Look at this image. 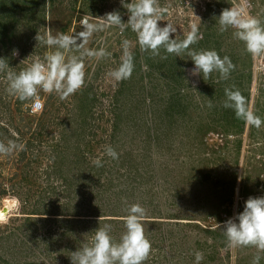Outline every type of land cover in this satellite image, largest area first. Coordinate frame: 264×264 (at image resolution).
<instances>
[{
  "label": "rangeland",
  "instance_id": "1",
  "mask_svg": "<svg viewBox=\"0 0 264 264\" xmlns=\"http://www.w3.org/2000/svg\"><path fill=\"white\" fill-rule=\"evenodd\" d=\"M244 1L213 0L210 11L180 15L170 9L159 22L172 23L178 39L195 26L204 37L192 48L234 63L227 80L218 73L207 81L192 77L187 56L141 51L134 32L115 27L86 45L111 56L86 57L83 87L66 99L47 93L42 114H28L31 100L10 95L0 73V142L23 146L0 155V264H72L71 252L91 242L100 220L118 242L135 203L146 210L151 242L144 264H195L196 252L201 264H253L257 256L264 264V251L230 247L220 227L264 192V54L253 57L215 19ZM123 8L121 0H0V57L19 72L49 51L37 46L38 32L73 35L83 16L113 11L127 22ZM252 8L250 15L264 21V0ZM124 40L134 71L115 81L109 73L119 66ZM230 88L242 93L260 127L223 107ZM108 146L118 159L107 156Z\"/></svg>",
  "mask_w": 264,
  "mask_h": 264
},
{
  "label": "clouds",
  "instance_id": "2",
  "mask_svg": "<svg viewBox=\"0 0 264 264\" xmlns=\"http://www.w3.org/2000/svg\"><path fill=\"white\" fill-rule=\"evenodd\" d=\"M255 1L259 0H245L237 7L222 10L215 17L219 30L225 32L232 29L233 38L243 42L246 51L253 57L264 54V21L250 15ZM212 2L210 0L203 11H210L213 8ZM121 4L125 10L123 17L126 18L128 14L127 22L122 20L119 12L113 11L93 20L83 16L79 22L82 30L73 35L38 32L35 37L37 46H46L49 51L43 58H34L29 66L19 72L14 71L15 68L9 65L8 59L0 57V73L5 74L9 94L22 102L31 100L32 104L41 93L45 110L44 97L47 93H55L60 99L76 93L85 83V58L100 60L111 56L104 47H86L95 33L109 27H115L116 30L118 28V31H122L120 34L134 32L141 51L158 55L163 49L176 57L187 56L193 62L190 70L192 77H202L207 81L212 74L218 73L220 80L229 78L235 68L229 56L221 57L215 50L198 51L192 48V45L202 42L204 37L195 26L190 33L178 39L177 36L173 38L177 29L172 23L167 22L164 26L159 23L164 21L162 18L167 13L171 14L170 9L180 15V11L197 8L185 6L184 1L180 6L177 0H121ZM121 47L119 66L109 73L115 81L130 78L134 71L130 42L122 41ZM15 55H18V50H13V56ZM30 104H26L28 114ZM209 107H212L211 103ZM223 107L232 109L238 119L256 127L261 126V119L247 108L245 98L238 89H225ZM22 147L15 141L0 142V155H11ZM105 151L108 157L118 159V153L111 146L106 147ZM94 164L96 167L103 166L99 159ZM2 208H5V204ZM126 211L127 215L123 218L126 231L118 242L111 236L112 226L108 223L102 224L100 220V226L93 231L91 242L85 241L76 251L71 252L72 264H144L151 250V242L146 238L143 224L146 210L135 203L128 206ZM220 227L230 247L254 246L264 251V196L249 197L243 211L229 218ZM261 258L255 257L253 264H260ZM203 259L202 253H195V264H201Z\"/></svg>",
  "mask_w": 264,
  "mask_h": 264
},
{
  "label": "built area",
  "instance_id": "3",
  "mask_svg": "<svg viewBox=\"0 0 264 264\" xmlns=\"http://www.w3.org/2000/svg\"><path fill=\"white\" fill-rule=\"evenodd\" d=\"M178 5H182L183 1L185 2V6L187 7H193V8H199L205 10L208 6V3L210 0H177ZM44 110V100L39 93L38 98L33 100L32 104H30L29 107V113L31 115L39 114ZM260 196H264V192L260 194Z\"/></svg>",
  "mask_w": 264,
  "mask_h": 264
},
{
  "label": "bare ground",
  "instance_id": "4",
  "mask_svg": "<svg viewBox=\"0 0 264 264\" xmlns=\"http://www.w3.org/2000/svg\"><path fill=\"white\" fill-rule=\"evenodd\" d=\"M2 216H3V212H2V214H1Z\"/></svg>",
  "mask_w": 264,
  "mask_h": 264
},
{
  "label": "trees",
  "instance_id": "5",
  "mask_svg": "<svg viewBox=\"0 0 264 264\" xmlns=\"http://www.w3.org/2000/svg\"><path fill=\"white\" fill-rule=\"evenodd\" d=\"M32 11V10H31ZM10 65V64H9Z\"/></svg>",
  "mask_w": 264,
  "mask_h": 264
}]
</instances>
